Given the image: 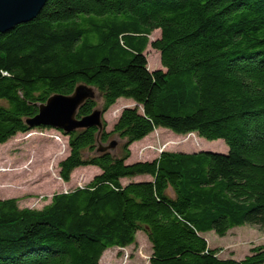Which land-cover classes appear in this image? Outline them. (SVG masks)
Wrapping results in <instances>:
<instances>
[{"label":"trees","instance_id":"16d2710c","mask_svg":"<svg viewBox=\"0 0 264 264\" xmlns=\"http://www.w3.org/2000/svg\"><path fill=\"white\" fill-rule=\"evenodd\" d=\"M148 44L164 69H148ZM78 85L94 96L77 117L104 114L120 97L134 105L110 130L103 115L100 130L55 129L68 138L64 182L81 166L99 172L39 208L0 198V264H100L138 231L150 264H264L262 244L222 258L204 237L264 229V0H46L34 18L0 32V144L52 129L27 120ZM156 128L221 139L227 150H163L127 163L130 145ZM111 141L113 149H97Z\"/></svg>","mask_w":264,"mask_h":264},{"label":"rangeland","instance_id":"374dc122","mask_svg":"<svg viewBox=\"0 0 264 264\" xmlns=\"http://www.w3.org/2000/svg\"><path fill=\"white\" fill-rule=\"evenodd\" d=\"M159 37V30L149 35V41ZM144 54L149 70L164 69L160 63L159 52L147 45ZM131 99L120 97L103 114L106 130H110L120 111L133 106ZM194 152L209 150L224 153L227 146L221 139L207 140L195 133L178 135L166 128H156L140 141L130 145L127 163L151 160L161 151ZM69 152L68 138L54 128H32L17 133L0 144V198L16 197L20 207L39 208L47 203L55 192L66 191L86 184L99 172L93 165L81 166L72 171L70 180L64 182L59 176L58 163ZM147 178L138 176L133 180ZM129 179H122V183ZM208 245L217 248L222 258L240 259L253 245H264V229L259 226L242 225L233 227L220 237L213 231L204 233ZM109 247L101 258L100 264H150L151 246L146 235L138 231L136 242L125 248Z\"/></svg>","mask_w":264,"mask_h":264},{"label":"water","instance_id":"95a60500","mask_svg":"<svg viewBox=\"0 0 264 264\" xmlns=\"http://www.w3.org/2000/svg\"><path fill=\"white\" fill-rule=\"evenodd\" d=\"M46 0H0V32H5L15 25L27 22L34 18ZM94 96L91 87L78 85L69 95L55 94L50 96L45 103L38 106V112L27 120L30 127L47 125L54 129L70 133L77 129L97 127L101 129L102 111L94 109L88 115L76 116L78 107L87 98ZM115 142L106 145L98 144V150L113 149ZM214 152L209 150H203ZM222 153V152H218Z\"/></svg>","mask_w":264,"mask_h":264}]
</instances>
